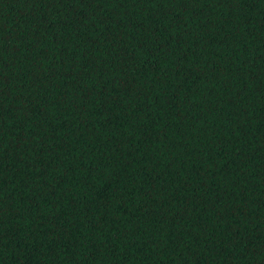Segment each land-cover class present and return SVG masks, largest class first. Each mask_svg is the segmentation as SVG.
Returning <instances> with one entry per match:
<instances>
[{
  "label": "trees",
  "instance_id": "obj_1",
  "mask_svg": "<svg viewBox=\"0 0 264 264\" xmlns=\"http://www.w3.org/2000/svg\"><path fill=\"white\" fill-rule=\"evenodd\" d=\"M0 264H264V0H0Z\"/></svg>",
  "mask_w": 264,
  "mask_h": 264
}]
</instances>
